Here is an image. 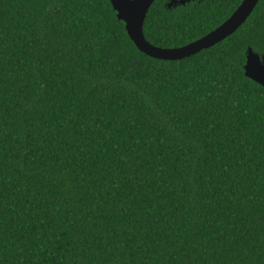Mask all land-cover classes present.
Returning a JSON list of instances; mask_svg holds the SVG:
<instances>
[{
    "label": "trees",
    "instance_id": "obj_1",
    "mask_svg": "<svg viewBox=\"0 0 264 264\" xmlns=\"http://www.w3.org/2000/svg\"><path fill=\"white\" fill-rule=\"evenodd\" d=\"M156 0L184 47L242 0ZM264 0L180 61L139 52L110 0H0V264H264Z\"/></svg>",
    "mask_w": 264,
    "mask_h": 264
},
{
    "label": "water",
    "instance_id": "obj_2",
    "mask_svg": "<svg viewBox=\"0 0 264 264\" xmlns=\"http://www.w3.org/2000/svg\"><path fill=\"white\" fill-rule=\"evenodd\" d=\"M156 0H110L119 21L136 49L146 56L163 61H180L207 50L233 35L250 17L260 0H242L234 13L206 36L180 48H159L149 43L143 34L146 15ZM195 0H168V9L184 6ZM245 77L264 88V59L251 48L245 53L243 65Z\"/></svg>",
    "mask_w": 264,
    "mask_h": 264
},
{
    "label": "flooded vegetation",
    "instance_id": "obj_3",
    "mask_svg": "<svg viewBox=\"0 0 264 264\" xmlns=\"http://www.w3.org/2000/svg\"><path fill=\"white\" fill-rule=\"evenodd\" d=\"M196 1V0H195ZM260 56V55H259Z\"/></svg>",
    "mask_w": 264,
    "mask_h": 264
}]
</instances>
